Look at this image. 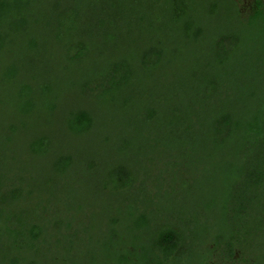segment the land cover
<instances>
[{
	"label": "trees",
	"instance_id": "1",
	"mask_svg": "<svg viewBox=\"0 0 264 264\" xmlns=\"http://www.w3.org/2000/svg\"><path fill=\"white\" fill-rule=\"evenodd\" d=\"M44 3L60 55L48 74H21L8 49L25 33L28 53H38L31 23ZM230 9L235 24L219 23ZM238 14L233 0H0V201L8 209L0 212V264H36L30 256L44 244L43 223L73 239L87 201L102 197L117 205L102 215L107 230L117 236L124 225L130 239L117 264H215L211 238L223 263L264 264V171L242 172L237 161L264 150V60L248 59L241 34L264 35V3L244 20ZM147 166L167 188L188 193L193 170L229 174L206 175L222 187L217 199L199 217L183 213L171 223L159 218L174 209H153L148 199L156 184L139 188ZM233 177L248 182L237 208ZM58 198L66 207L51 209Z\"/></svg>",
	"mask_w": 264,
	"mask_h": 264
},
{
	"label": "rangeland",
	"instance_id": "2",
	"mask_svg": "<svg viewBox=\"0 0 264 264\" xmlns=\"http://www.w3.org/2000/svg\"><path fill=\"white\" fill-rule=\"evenodd\" d=\"M234 4L238 8L239 12V19H245L247 16L251 15L254 10L256 9V5L259 1L264 3V0H233ZM58 3V1H57ZM62 6L65 4L64 2L61 3ZM44 7H40L38 10L41 11L40 15L36 17V21L31 24L34 25V32L35 37L37 38L36 44L38 47V53L35 56H31L32 54H29L25 45H24V37L25 33H21L20 37L17 35L13 38V42L10 44L9 49L12 54V63L17 67L19 72L21 74H30V73H41L48 74L49 68L53 67L52 60L59 54L58 46L57 44V37H58V30L56 25V20H54L55 16L53 13V9H50L51 4L44 3L42 4ZM65 7V6H64ZM66 9H69L66 7ZM232 17L231 22H235L237 20L236 18V12L234 10H222L220 16L217 18L219 23L226 25L228 23V18ZM235 23H233L234 25ZM201 25L205 27V24L201 22ZM68 34V33H67ZM244 43L246 45L245 50L246 53L249 55L248 59L252 62H258L259 60H264V35L261 34V29H255L252 30L250 28H244L241 32ZM88 39V38H86ZM85 39V40H86ZM248 48V49H247ZM58 59V58H57ZM60 62V61H59ZM242 66L246 64V62L242 61L240 63ZM253 63H248V65H252ZM259 68L260 66L257 65ZM262 75H264V69H259ZM61 105L64 104V101H60ZM261 107H263L261 105ZM107 112V111H106ZM108 113V112H107ZM105 115V114H103ZM38 116H34V122L35 124L39 121ZM105 122V120H104ZM36 126V125H35ZM22 145V144H20ZM91 148V147H90ZM261 149V148H260ZM241 157L240 160H237L240 162V166L242 167L241 171L249 172L250 168L257 169L258 173L259 171H264V150L259 151V147L255 146V150L250 153V155H245ZM16 169V167H14ZM208 171H197L193 170V179H194V187L191 189V192L188 193L186 189L182 191V189H171L167 188L168 185H164V183H160L156 180L157 173L156 169H149L148 166L146 170H142L141 173V183L139 184V188L145 187L147 190V186H150L152 184H156L154 188H152L150 191H148L149 201L151 202V205L153 206V209H165V208H173L174 213H163L164 215H161L159 219L163 220H170L171 223L180 222L178 218H182V214L185 213L186 215H194L198 216L200 213V208L204 206V203H207L209 200L212 201L217 199V195L219 191H221L222 187H219L220 183L218 185L209 184L207 176L210 177H219L223 180V176L229 174V172L223 171L222 174L216 172L212 168H208ZM7 173L6 175L10 176H16V173L13 171H10L6 169ZM220 174V175H219ZM192 176V175H191ZM26 178L28 179V175H26ZM145 178V182L142 180ZM29 180V179H28ZM165 180V178H164ZM247 181V179H246ZM246 181L236 183L235 177H233L230 180V186L228 188V192H231V199L230 204L237 208V204L242 200V192H244L246 189V186L248 182ZM227 182V181H226ZM225 182V183H226ZM206 184V185H205ZM22 185V191H25V188H28L29 183H21ZM78 186V184H77ZM158 186H161L160 192ZM76 187L72 186L69 187L68 190L75 191ZM242 189V191H241ZM20 190V191H21ZM145 190V189H144ZM171 191L175 195H168L165 196V191ZM152 194H151V193ZM169 192V193H171ZM25 194V193H23ZM160 194V195H159ZM156 195L159 196H165L157 198ZM234 195V197H233ZM105 197L99 198V199H93V201L89 200L87 201L88 208L83 214V220L81 221V224L79 225L76 237L73 239H69L66 236H63L60 238V236L51 231V222L52 225H54V221L46 220L44 224L45 228H47L46 231H44L43 239L44 244L41 247V249L37 252L32 254L31 260H35L38 262L36 264H117L118 260V254L120 249L123 247L124 243L127 244L130 239L125 236L124 232V225H121L119 227V234L117 236H114V233H111L109 230H107L108 226V219L104 221V217L102 216L106 208L114 206L117 208V205L113 204L112 201H109L107 199H103ZM209 198V199H208ZM64 199H56L52 203V208L54 210L58 208H62L61 206H65L63 201ZM36 202V201H35ZM213 203V201H212ZM31 206L33 204H36L34 202H30ZM216 207L218 208L219 204L218 202L215 203ZM61 205V206H60ZM66 207V206H65ZM24 209H30V205L26 206ZM6 204L2 201H0V212L5 213L7 212ZM229 211H227L226 217L229 215ZM55 211L53 214H49L51 219L56 218ZM197 213V215H196ZM179 215V217H177ZM47 216V215H45ZM210 222L216 223V225H220L221 221V213L218 210H213L210 213ZM199 217V216H198ZM108 221V222H107ZM223 221V220H222ZM164 222V221H163ZM182 228V227H181ZM198 232V230H196ZM71 237V236H69ZM72 238V237H71ZM196 243V237H193ZM207 242V249L208 254L211 252V256L209 258L211 262L215 264H227L223 263L219 260V251L218 248H214V244L212 243V238L209 239ZM10 243V242H9ZM188 243V242H187ZM198 243V242H197ZM149 249L153 247L152 241L148 243ZM205 248V249H206ZM191 250V249H190ZM189 250V251H190ZM181 250H178L180 252ZM152 250H149V254H152ZM236 258H240L241 260L247 259V256L243 254L240 250H237L236 252ZM179 254L180 253H176ZM264 256V254H263ZM25 264V263H24ZM233 264V263H229ZM242 264V263H238Z\"/></svg>",
	"mask_w": 264,
	"mask_h": 264
}]
</instances>
